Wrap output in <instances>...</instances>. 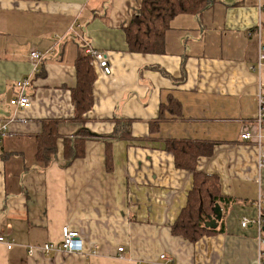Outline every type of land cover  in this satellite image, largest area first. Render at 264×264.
Returning a JSON list of instances; mask_svg holds the SVG:
<instances>
[{"label": "crops", "instance_id": "1", "mask_svg": "<svg viewBox=\"0 0 264 264\" xmlns=\"http://www.w3.org/2000/svg\"><path fill=\"white\" fill-rule=\"evenodd\" d=\"M142 1L0 0V127L8 124L0 231L15 243H0V264H264L255 222L264 214V129L261 148L241 138L256 128L252 66L264 9L257 0H209L171 20L163 52L135 53L123 27ZM87 45L106 54L111 73L93 62L94 102L78 119L75 61ZM35 49L48 51L37 72ZM26 74L31 105L19 109L10 100ZM171 102L176 113L165 110L152 126ZM117 120L129 130H116ZM167 139L213 143L197 168L217 175L222 218L196 242L172 232L194 176L176 166ZM64 226L79 232L82 253H29L60 242Z\"/></svg>", "mask_w": 264, "mask_h": 264}, {"label": "trees", "instance_id": "2", "mask_svg": "<svg viewBox=\"0 0 264 264\" xmlns=\"http://www.w3.org/2000/svg\"><path fill=\"white\" fill-rule=\"evenodd\" d=\"M209 0H143L139 11L133 15L128 25L124 26L128 49L135 53H161L164 49L165 33L171 20L183 13L200 12ZM94 60L90 54H80L76 61V85L72 89V100L76 107V118L89 110L94 102L93 85L96 78ZM179 103L161 105L160 117L151 122L157 123L164 119L165 110L176 113ZM116 121V130L125 127L129 130L130 122ZM54 129L51 137H55ZM112 134V136H114ZM128 137V135H123ZM110 137V136H109ZM50 144L46 149L50 146ZM165 148L174 155L177 167L190 170L194 176V184L189 191L186 206L172 226V232L181 235L191 242H196L204 235L216 230L205 225L213 215V208L218 202L219 180L217 175L198 170L197 163L201 156L209 155L213 143L190 139H167ZM264 216V214H262Z\"/></svg>", "mask_w": 264, "mask_h": 264}, {"label": "built area", "instance_id": "3", "mask_svg": "<svg viewBox=\"0 0 264 264\" xmlns=\"http://www.w3.org/2000/svg\"><path fill=\"white\" fill-rule=\"evenodd\" d=\"M257 5L260 10L264 9L263 0H257ZM261 24L258 25L259 30V40H258V57L257 62L255 65L252 66V70L257 74V85H258V111L256 116V128L254 131H244L241 134V138L244 140H252L255 141L258 146L261 148L262 143V130L264 129V40L261 37ZM86 51L88 54L91 55L94 62L98 64V66L102 69L105 74L111 73V65L103 51H100L96 48H93L90 45H87ZM48 51L42 52L39 50H31L30 51V58L33 63V71L37 72L39 69V64L46 55ZM33 78V74H26V76L22 77L21 79L17 80L15 83L16 94L10 100V104L16 108L24 109L31 105V98L27 93L28 87L31 85ZM8 127L7 122H3L0 127V139L6 132ZM258 165L260 168L264 167V150H261L258 156ZM250 220L248 218H243L242 226H247ZM258 225L260 232L264 228V216L260 214L258 219L255 221ZM264 243V239L262 240ZM0 243L5 244L7 249H11L14 246V241L7 238L1 231H0ZM82 246V239L80 234L77 230L71 229L69 226H64L62 228V238L60 242H48L40 246H28V251L30 254L40 251L43 254H49L51 252L57 250H63L67 253H82L83 251ZM119 251H123V248H119ZM165 257V255H162Z\"/></svg>", "mask_w": 264, "mask_h": 264}, {"label": "water", "instance_id": "4", "mask_svg": "<svg viewBox=\"0 0 264 264\" xmlns=\"http://www.w3.org/2000/svg\"><path fill=\"white\" fill-rule=\"evenodd\" d=\"M222 218V208L219 203H216L213 208V215L206 220L205 225L208 227H215L218 221ZM264 229V228H263Z\"/></svg>", "mask_w": 264, "mask_h": 264}]
</instances>
